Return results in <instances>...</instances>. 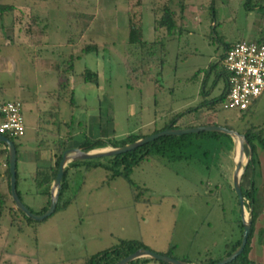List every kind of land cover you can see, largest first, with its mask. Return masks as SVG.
I'll list each match as a JSON object with an SVG mask.
<instances>
[{
    "label": "rangeland",
    "instance_id": "374dc122",
    "mask_svg": "<svg viewBox=\"0 0 264 264\" xmlns=\"http://www.w3.org/2000/svg\"><path fill=\"white\" fill-rule=\"evenodd\" d=\"M165 1L0 0L15 8L0 16V102H22L25 133L13 139L18 149L30 155L38 146L46 148L57 137V127L61 136L69 133V147L96 139L103 129L116 141L131 133L149 135L180 113L182 126L193 117V123L228 124L236 131L248 123L264 126V93L244 115L229 108L189 110L200 101L201 76H192L217 62L224 42L257 36L264 29V11L246 9L245 0H184L180 10V3L174 0L171 7L181 22L175 33L167 35L162 28L153 30V16ZM130 14L135 15L134 20L141 17L142 39L152 43L146 53L132 45L133 57L128 59L126 24ZM84 43H95L98 51L74 60L68 81L73 85L70 95L52 92L57 84L56 66ZM138 57L148 64L143 71L134 68ZM85 69L96 73L97 86L83 84L79 73ZM221 86L213 88L211 97ZM50 111L58 112V121L68 124L58 125L55 117L50 119ZM234 143L214 164L203 159L168 161L164 156L142 160L130 172L133 191L124 178L107 177L102 166L85 171L81 166L70 168L66 196L72 198L64 210L24 225L18 232L9 224L12 214L4 205L0 264H82L86 256L133 239L157 254L171 245V257L190 264L221 257L225 246L239 235L236 220L240 209L231 190ZM246 148L242 165L247 160ZM255 154L254 184L263 205L249 258L259 262L264 261V229L256 234L264 226V149L258 145ZM20 157L22 153L17 157V187L25 204L21 191L29 187L34 204L30 207L38 211L36 205L43 196L34 193L30 181L24 186ZM2 169L0 165V172ZM0 178V193H7L5 178ZM245 209L246 218L249 209Z\"/></svg>",
    "mask_w": 264,
    "mask_h": 264
},
{
    "label": "trees",
    "instance_id": "16d2710c",
    "mask_svg": "<svg viewBox=\"0 0 264 264\" xmlns=\"http://www.w3.org/2000/svg\"><path fill=\"white\" fill-rule=\"evenodd\" d=\"M213 1V0H211ZM175 2L174 0H166L161 7L159 8L158 13L154 14V24H153V30L158 31L160 28L164 29L165 33L167 35H171L172 33H175V31L178 29V25L181 21H178L176 12L174 8L171 7V5ZM177 2V1H176ZM183 2L184 0H178L180 10L183 9ZM244 7L246 9H253L256 8L261 13L264 11V0H245L243 3ZM14 4L11 3H0V16H2L3 13L11 12L13 11ZM138 19L134 20L135 15H131L129 17L128 24H126L127 27V40L126 44L128 47H126V56L128 59H131L132 56V45H137L141 50L146 53V51L149 50V45L152 43H147L143 41L142 34H141V17L137 16ZM237 41V40H236ZM239 41V40H238ZM247 42L251 43H263L264 44V29L253 39L247 40ZM233 42H224L223 47V53L219 55L216 63L208 64L207 67H204L202 70H197V72L192 76L193 78H196L200 72L203 73V77L201 80L200 85L198 86L197 94L200 97V101L197 103V105L193 106L192 109H189L190 112L192 110H196L198 108L202 109L204 112H217L220 111L219 108L223 109V103L226 98L227 89L229 85V72L222 68L221 66V59L223 57V54L225 53V50L229 48ZM97 47L95 43H84L77 47L78 52H71L67 58L62 61L61 64H58L56 66V82L57 87L52 92H56L58 94H63V92L70 95L71 89L69 87V74L73 73V62L75 59H78L79 57H82V55H86L91 52H97ZM143 58V57H142ZM142 58H135L134 68L136 70H142L143 66L148 65L144 62V59ZM217 63L219 64V68L217 66ZM125 67L127 68V63H124ZM128 69V68H127ZM140 72L142 74L143 72ZM147 70H144L145 76ZM80 74V77L82 78V81L85 83L95 84L97 85V75L95 72L90 70H83ZM219 83L222 84L219 93L216 96L211 97L210 91L213 90L215 86H217ZM68 86V87H67ZM67 89V90H66ZM51 92V93H52ZM50 93V94H51ZM69 100H71L70 97H68ZM256 100V98H255ZM255 100L252 101L250 105L247 106L245 110L240 111L243 113V115L246 112L252 111V106L254 105ZM22 113V111H21ZM50 119L55 117V121L58 123V125L61 124V121H58L60 118V115L56 111H50L48 112ZM183 117V114H176L173 117H170L168 120L164 121L162 125L159 128H153L150 134L161 131L163 128L166 127H175V128H181L182 125L179 124L180 118ZM109 118V117H108ZM241 118V117H240ZM72 119V116L70 117V120ZM195 121V118H191L184 127H193L196 125H215L214 123H193ZM193 123V124H192ZM68 124L65 123V126ZM223 127H227L229 129H233L231 125L225 124ZM57 137L50 141V143H47V147L44 148L42 146H38L36 150L33 151V157L35 161V166L32 171L31 177L33 178L32 184L34 186V193L39 194L44 197V204L39 207L38 211H34L32 208L28 209L32 211V213L38 214L41 212H44L47 209L48 202H49V188L51 185V182L55 178V173L57 170V165L59 162V159L61 157V154L64 150L68 149V144L66 141L69 138V133L66 132L65 135L61 136L59 133V127H57ZM99 137L96 139H89L88 141L85 140L84 143H82L81 147L84 151L89 150H95L100 149L102 147L106 146H113V147H121L128 143H131V141L137 139L141 136H147L143 135L142 133H131L126 136H124L122 139L116 141L112 137H107L106 129H103L100 131ZM239 134H242L247 140L248 144L250 145V151H251V157L248 160L247 164L244 167V173L242 175V178L240 180V192L241 196L243 198V201L245 203V207L249 209L250 217H251V224L249 228V235L247 238V242H245L243 250L237 254L234 258L228 261V263L225 264H264V261L255 262L249 258V251H250V242H252L253 236H254V226L255 222L258 218V215L261 213L262 210V199L259 192V188L256 187L254 184V175L255 172V166L257 163V158L255 154L256 148L261 146L264 149V137L262 136L264 132V126L259 125H252L250 123L243 124L242 127L237 131ZM149 134V135H150ZM4 136H7L16 146V165H15V175L17 177V180H15V188L18 195V198L20 199V192L18 190L17 184L19 180L18 176V170H17V157L20 156V151L18 150V146L13 141L14 138H17L15 136H10L8 134H5ZM231 148H233V141L229 134L227 133H220V132H213V131H206V130H200L193 133H187V134H181V135H175V134H163L160 137H157L149 142H146L145 144H141L139 146H136L135 148H131V150L115 154V155H105L100 156L99 158L94 159H88V160H74L70 161L63 170V178L62 181H60V187L58 189V195L55 203V210L54 212L64 210L66 206L70 203L71 197H67L66 193L68 191L69 183L71 180V177L69 176V169L81 166V169L88 170L91 167L96 166H102L105 168L108 173L107 177L115 178V177H122L126 180L127 184L129 185L131 191L134 190L133 182H131L130 178V172L133 166H136L139 162L142 160H147L150 157L156 156L159 158H163V156L169 161H193L195 159H203V161L207 160L210 161L211 164H214L217 160L219 161V156L221 153H228ZM7 146H5L3 143H0V165L3 166L2 171L0 172V177L5 178V184L7 186V193L1 194L0 193V215L2 212H4V205L8 206V209H10L9 213L12 214L9 218V224L12 226H15V228L18 230V232L22 231V228L24 225H31L34 222H37L35 220H32L28 217H26L18 208H15L13 206V202L10 198L9 194V172H8V164H7ZM46 151V155L43 154L44 157L39 155L41 151ZM224 154V155H225ZM221 157V156H220ZM222 163H220L221 165ZM209 167V165L207 166ZM248 170L251 171V175H248ZM254 174V175H253ZM1 179V178H0ZM231 186V185H230ZM231 190L233 192L235 202H237V196L234 193L232 187ZM11 201V205L7 203V201ZM21 200V199H20ZM22 202V201H21ZM7 208V207H6ZM52 212V213H54ZM51 213V214H52ZM21 217H19V215ZM236 228L237 233L239 234L238 237L233 241L230 242L225 246V249L223 251V255L216 259H205L203 264H213L217 262L218 260L226 257L234 248L239 245V242H241L242 239V224L240 221V218H237L236 220ZM264 229V226H261L258 228L256 234L259 236L260 232ZM144 246L140 240H121L119 243L115 245H111L107 248L102 249L99 252H96L92 255L86 256L84 258V261L82 264H114L119 259L125 257L129 253H132L133 250L136 248ZM145 248V247H144ZM162 255H168L173 256L171 254V245H169L164 253H161ZM148 260H153L148 257H137L134 258L132 261L128 262L127 264H138L140 263H146ZM156 261L158 264H170V263H163L161 261ZM202 264V263H201Z\"/></svg>",
    "mask_w": 264,
    "mask_h": 264
},
{
    "label": "water",
    "instance_id": "95a60500",
    "mask_svg": "<svg viewBox=\"0 0 264 264\" xmlns=\"http://www.w3.org/2000/svg\"><path fill=\"white\" fill-rule=\"evenodd\" d=\"M200 130H206V131H213V132H220V133H227L231 137L232 141H234V145L236 146V140L235 137L241 140V148L239 149L240 154L242 155L243 148L247 147V160L245 161L244 165H242L241 160L235 161L234 160V167H233V175L231 179V185L234 193L237 196V202L239 203V217L242 224V239L241 242H239V245H237L234 250H232L226 257L218 260L217 262L213 264H225L228 263L229 260L234 258L237 254H239L245 245V242H247L249 228L251 224V217L250 212L248 211V216L244 217V211L245 209V203L243 201V198L241 196L240 192V180L243 175L244 167L247 164L248 160L251 157V151L250 145L248 144L247 140H245L244 136L242 134H239L234 129H229L227 127L223 126H217V125H196L193 127H181V128H175V127H166L163 128L161 131L152 133L147 136H141L137 139L131 141V143H128L121 147H102L98 150H89L84 151L81 147H68V149L64 150L61 154V157L59 159L57 170L55 173V178L51 182L50 188H49V202L47 209L44 212L35 214L32 213L30 209H28L18 198L16 188H15V180H17V177L15 175V165H16V146L14 143L4 135H0V143H3L5 146H7V164H8V172H9V194L10 198L13 202V205L15 208H18L26 217L38 221L39 219H42L46 217L47 215L51 214L55 210V203L58 195V189L60 187V181H62L63 178V170L64 167L70 162L74 160H88V159H94L99 158L100 156L105 155H115L120 154L126 151L131 150V148H135L136 146H139L141 144H145L146 142H149L157 137L162 136L163 134H175V135H181V134H187V133H193ZM234 146V148H235ZM148 257L153 260L161 261L163 263H170V264H190L186 263L184 261L176 260L174 257L168 256V255H162L154 253L148 249H145L143 246H140L133 250L132 253H129L125 257L119 259L114 264H127L128 262L132 261L134 258L137 257Z\"/></svg>",
    "mask_w": 264,
    "mask_h": 264
},
{
    "label": "built area",
    "instance_id": "2783aa9c",
    "mask_svg": "<svg viewBox=\"0 0 264 264\" xmlns=\"http://www.w3.org/2000/svg\"><path fill=\"white\" fill-rule=\"evenodd\" d=\"M229 72V85L223 109L245 110L264 93V44L235 41L225 50L220 61ZM21 102L8 99L0 102V135L21 137L25 132Z\"/></svg>",
    "mask_w": 264,
    "mask_h": 264
},
{
    "label": "crops",
    "instance_id": "0c3cea01",
    "mask_svg": "<svg viewBox=\"0 0 264 264\" xmlns=\"http://www.w3.org/2000/svg\"><path fill=\"white\" fill-rule=\"evenodd\" d=\"M235 42V41H234ZM219 60V59H218ZM199 76H201V80H202V77H203V73L201 72V73H199L198 74ZM200 83H201V81H200ZM83 84H87V86H88V84L90 85V83H85V82H83ZM92 85H95V84H92ZM72 86L73 85H70L69 87L70 88H72ZM97 86V85H96ZM56 87H57V84H56ZM198 91V90H197ZM211 92H212V90L210 91V94H211ZM219 93V92H218ZM261 95V94H260ZM259 95V96H260ZM211 96V95H210ZM259 96H257L256 97V100H257V98L259 97ZM255 100V99H254ZM255 100V101H256ZM21 102V101H20ZM254 104H255V102H254ZM23 105H22V102H21V111H22V114H23V107H22ZM199 110H201L200 108H198V109H196V111H199ZM34 111H36V113H38L39 112V108H38V105L37 104H35V107H34ZM23 116H24V114H23ZM62 122V125L64 126L65 125V123L66 122H64V121H61ZM179 122V121H178ZM182 127H184V126H182ZM66 129V128H65ZM25 133V132H24ZM71 147H81V145H74V146H71ZM82 148V147H81ZM19 151H20V154L22 153V158L20 157V163H21V167H22V177H23V183H24V186H25V184L27 185V181H30L31 183H32V181H33V178L31 177V175H32V171H33V168H34V166H35V161H34V157H33V151H32V153L29 155L28 153H29V151H25L23 148L22 149H18ZM43 154L44 155H46V151L44 150L43 152L41 151V153L39 154V155H41L42 157H44L43 156ZM30 184H28L27 186H29ZM29 187L28 188H26L25 187V191L23 190V191H21L23 194H24V198L26 199V204L23 202V199L22 198H20L21 199V201H22V203L24 204V205H26V206H28L29 208H31L30 206L31 205H34L33 203H32V201L30 200V196H32L31 194L29 195ZM3 194H6V193H3ZM20 197H21V194H20ZM44 197H43V199H42V201L41 202H39L38 203V205H36V208H38L39 209V207H41L43 204H44ZM8 202V201H7ZM7 204V203H6ZM11 205V204H10ZM14 206V205H13ZM33 209V208H32Z\"/></svg>",
    "mask_w": 264,
    "mask_h": 264
},
{
    "label": "bare ground",
    "instance_id": "6f19581e",
    "mask_svg": "<svg viewBox=\"0 0 264 264\" xmlns=\"http://www.w3.org/2000/svg\"><path fill=\"white\" fill-rule=\"evenodd\" d=\"M235 140H236V146L234 148L233 158L235 161H239L242 160V155H243V151H242V155L239 152V149L241 148V140L238 139L237 137H235Z\"/></svg>",
    "mask_w": 264,
    "mask_h": 264
}]
</instances>
